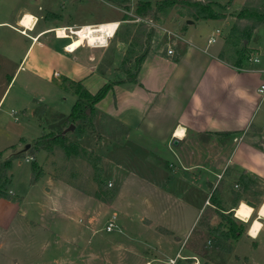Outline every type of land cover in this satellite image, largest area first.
Wrapping results in <instances>:
<instances>
[{"label": "crops", "instance_id": "1", "mask_svg": "<svg viewBox=\"0 0 264 264\" xmlns=\"http://www.w3.org/2000/svg\"><path fill=\"white\" fill-rule=\"evenodd\" d=\"M245 1L208 0L211 5L208 7H219L221 11L210 8L220 21L198 20L203 30L214 29L206 34L205 41L195 38L194 21L186 24L188 19L183 18L185 27L178 28L179 35L168 46L171 55H166L164 48L146 53L134 84L111 88L94 105L111 126L118 127L126 142L150 159L147 163L155 166L164 163L170 169L165 174H148L136 167V173L126 175L107 204L66 187L72 200L67 211L72 217L80 213L84 228L80 229V240L76 238V251L59 259L57 264H218L212 254L210 258L207 256L203 238L205 233L227 231L222 230L218 219L221 215L234 213L237 217V206L243 201L230 199L226 208H220L222 197L227 196L228 182L221 183L219 188L216 183L235 176L240 185L233 184L234 188L241 190L247 182L248 187L260 186L261 193L258 209L250 207L247 228L236 233L234 239L221 238L228 245L222 264L247 263L257 253L264 261V218H258V210L264 204V108L256 120L258 107L264 100L257 93L264 82V64L256 57L249 58L252 65L248 64L244 71L218 59L223 29L232 27ZM29 3L26 0L25 6L14 11L12 23L0 21V29H9L29 41L19 65L36 49L31 56L29 75L46 81L63 78L80 84L90 95L96 93L106 81L93 73L88 51L83 55L79 50L84 48L69 50L68 42L61 44L65 39L49 38V33L58 28L44 26L37 30L33 26L34 30L21 34L23 28L18 22L22 15L29 14ZM211 22H220L221 28L213 27ZM210 37L214 42L207 44ZM64 46L70 54L63 51ZM0 61L4 64L11 60L0 55ZM50 67L56 69L49 70ZM92 85L93 89H89ZM6 90L7 87L0 96V108ZM9 113L14 114L11 110ZM51 191L50 184L45 182L39 200ZM212 195L216 199L210 201ZM243 196L249 198L246 193ZM20 201L22 205L23 199ZM19 204L0 199V230L15 224ZM205 212L209 213L207 217ZM97 214L102 225L94 232L90 222L92 218L95 221ZM21 215H25L22 210ZM110 218H114V229L105 232ZM256 220L261 226L256 236L251 237L250 227ZM210 250L213 252L212 247ZM13 259L11 253H0V264H14Z\"/></svg>", "mask_w": 264, "mask_h": 264}, {"label": "rangeland", "instance_id": "2", "mask_svg": "<svg viewBox=\"0 0 264 264\" xmlns=\"http://www.w3.org/2000/svg\"><path fill=\"white\" fill-rule=\"evenodd\" d=\"M166 1H175L177 4L168 9L165 8ZM25 2L26 0H0V21L12 23L14 11L25 6ZM158 3L163 4V8L155 10V4ZM197 3L201 6H211L208 0H30L29 14L36 18L33 26L37 30L44 26L53 29L71 27L77 30L83 25L117 22L115 36L107 41V45L98 48L80 45L86 42L80 43L81 41L74 36L66 38L70 35L67 31L64 34L59 30L58 33L62 37H59L60 39H65L61 44L65 45L68 42L67 49L84 48L85 50H79L83 55L88 51L92 56L94 74L103 76L111 88H121L122 84H125L124 87L130 85L128 80L134 76L137 62L146 53L156 49H169L172 40L176 39L175 35H179L178 28L185 27L183 18L194 12L191 5ZM138 4H148L153 10L151 17H140L136 9ZM243 5L261 13L264 0H246ZM209 8L221 11L219 7ZM216 20L220 21L219 18ZM235 21L236 19L232 27ZM194 23L197 33L195 38L202 41H205L207 33L214 31L203 30L199 27L198 20ZM211 24L213 27L221 28L220 22ZM251 25L249 21H242L232 35V27L228 30L226 26L220 40L224 59L233 64L238 52L242 58V69L252 65L248 63V59L253 57L264 64V24L253 28L246 41L238 37L249 30ZM175 29L177 31H174ZM48 37L54 38V33L50 32ZM28 43L27 39L13 31L0 29V55L8 56L11 60L4 64L0 61V96L7 87L0 108V167L9 161V169L4 173V193L8 201L20 203L15 224L0 230V253L13 254L14 264H57L59 259L76 251L74 249L76 238L80 240V229L84 228L80 219L81 214L72 217L67 211L72 200L66 192V187L92 199L93 195L98 193L103 204H107L114 197L115 191L122 186L126 175L130 172L136 173V167L148 174H165L170 167L164 163L156 166L147 163L151 162L150 159L141 156L134 145L123 139L118 127L111 126L100 115L101 109H94L90 115L88 130L80 132L78 122L65 125L66 130L63 134L73 145L72 149L66 150L58 144L49 152L39 151L32 161H26L29 157L27 152L37 139L47 134H56L55 129L48 127V124L54 122L51 114L67 116L77 98L72 91L73 87L63 78L46 81L29 75L31 56L35 54L36 49L19 65L23 49ZM74 44H77V47ZM17 67L19 68L10 81ZM52 67L49 70L56 69L57 66ZM89 89H93V85L92 88L89 86ZM263 108L264 100L258 107L256 120L259 119ZM35 109L37 113L33 114ZM10 110L14 112L13 115L9 113ZM69 126H72V129H69ZM26 145L28 148L24 150ZM97 178L102 187L95 183ZM45 182L50 184L52 191L49 196L43 197L45 199L39 200L41 187ZM239 182L236 176L216 181L217 188L221 183L227 184V196L222 197V203L219 202L220 208H226L230 199L243 201L237 206V217L234 213L224 215L234 223L237 232H242L247 228L252 209L255 210L258 206L261 191L260 186L249 188L247 182L241 190L239 187L234 188L233 184ZM247 189L249 192H246ZM245 193L249 198L243 196ZM20 198L23 199L22 205ZM213 198L216 199L212 195L209 200L212 201ZM232 205L234 208V202ZM21 210L25 215H21ZM208 214L205 212L204 217ZM99 216L95 215V221L92 218L90 222L94 232L102 225ZM253 216L255 217V213ZM218 219L221 220L222 230H226L228 228L226 221L222 217ZM222 232L219 230L205 233L203 238L207 246V256L212 254L218 260V264L224 263L223 255L228 250V245L221 240ZM210 247L213 252H210ZM253 263L264 264L259 253L247 259L246 264Z\"/></svg>", "mask_w": 264, "mask_h": 264}, {"label": "trees", "instance_id": "3", "mask_svg": "<svg viewBox=\"0 0 264 264\" xmlns=\"http://www.w3.org/2000/svg\"><path fill=\"white\" fill-rule=\"evenodd\" d=\"M167 5H165V8L171 9L177 2L175 1H166ZM165 2V3H166ZM188 5L187 3H184ZM192 10L194 11L193 13H190L188 16L185 18L191 21H196V20H216L219 18L218 15H216L208 6H201L198 3L191 5ZM158 8L162 9L163 4L158 3L155 4V10ZM137 12L140 17L142 18H149L151 17L152 13V8L148 4H138L137 7ZM261 10L262 12L260 13L257 10H253L252 8L247 7V5H243L240 9V11L237 13L235 19V24L232 27L231 30V35L234 34L235 30L237 29V25H240L242 21H249L252 23V25L249 27V30L241 33L238 35V37L243 41L250 36L251 31L253 28L264 24V7ZM117 31V30H116ZM116 34V32H115ZM114 34V36H115ZM238 39V38H237ZM144 56L137 62L136 65V72L140 66L141 61L143 60ZM218 59L221 61H224V57L222 56V52L219 53ZM226 61V60H225ZM241 61L242 58L240 54L237 52V56L233 64H231L232 67L234 68H240L241 67ZM135 72V74H136ZM135 74L128 80L129 83H134L135 81ZM66 82L73 87L72 91L74 95H76V100L70 109V112L67 116H63L62 114L59 113H53L51 114L52 119L54 122H51L48 124V127L50 129H55L56 134H47L39 139H37L34 142V146L29 148L28 150V155L30 157H34L39 151H44V152H49L55 145H62L64 149H69L73 147L72 144H70L69 140H67L64 136V131L66 130V124L67 123H75L78 122L80 124L79 131L83 132L85 130H88L89 128V117L94 111V105H96L99 101H101L106 93L111 89V85L109 84H104L101 86L96 93L93 95H90L85 89H83L80 84L78 83H73L70 81ZM120 84V83H119ZM37 110L35 109L33 114L37 113ZM57 121V122H56ZM34 165V164H32ZM9 161L5 162L1 167H0V199L7 200V196L4 193V186H5V171L9 169ZM95 183L99 186L102 187L100 184L98 178L95 180ZM100 189V188H99ZM100 194L96 193L93 195V198L96 199L99 202L103 203V200L100 198ZM223 220L226 221V224L228 225L227 231L222 232L220 235L222 236L223 239H228L231 237L234 239L236 236L237 229L235 228V225L231 220L227 217H224V215H221Z\"/></svg>", "mask_w": 264, "mask_h": 264}, {"label": "bare ground", "instance_id": "4", "mask_svg": "<svg viewBox=\"0 0 264 264\" xmlns=\"http://www.w3.org/2000/svg\"><path fill=\"white\" fill-rule=\"evenodd\" d=\"M35 21L36 20L33 16L26 13V14L21 16V18L18 22V26H20L21 28H23L25 30H31L33 25L35 24ZM117 26H118V23L110 22V23H103V24H99V25L94 24L92 26H84V27L77 29V30H73L72 28L71 29L69 28V30H70L69 34L71 36H67L66 38H69V37L72 38L74 36L76 39L81 41L80 43H82L83 41L86 42V43H83L80 45L86 44V46L88 45L89 47H93V48L103 47L106 45L107 40L112 38L113 33L115 32ZM67 29L68 28L56 29L53 32L55 33V36L57 38H59L60 36H59L58 31L62 30L63 33L65 34ZM60 38H62V37H60ZM76 45L77 44H74V46H76ZM258 211H259L258 212V218H264V204L259 208ZM260 226L261 225H259L257 220L254 221V223L250 227L249 235L251 237H255Z\"/></svg>", "mask_w": 264, "mask_h": 264}, {"label": "built area", "instance_id": "5", "mask_svg": "<svg viewBox=\"0 0 264 264\" xmlns=\"http://www.w3.org/2000/svg\"><path fill=\"white\" fill-rule=\"evenodd\" d=\"M36 20V19H35ZM117 28H118V26H117ZM117 28H116V30H117ZM71 29V28H70ZM116 30H115V32H116ZM26 30L25 29H22L21 30V34L22 33H24ZM67 31V33H69V28L66 30ZM115 32L113 33V36H114V34H115ZM54 33V32H53ZM215 34L217 35L218 34V31L216 30L215 31ZM70 36V35H69ZM113 36H112V38H113ZM54 37H55V33H54ZM111 39V38H110ZM110 39H108V40H110ZM107 40V41H108ZM214 42V38H212V37H210V38H208V40H207V44H211V43H213ZM106 45H107V43H106ZM63 51L65 52V53H68V54H70L69 52H67L66 51V48H65V46L63 47ZM165 53H166V55H171L172 54V51L170 50V49H167L166 51H165ZM253 62L254 63H256L257 62V60L256 59H253ZM243 70V69H242ZM53 76L54 77H58V75L56 74V73H54L53 74ZM257 93L261 96V97H263L264 96V84H260L259 86H258V89H257ZM33 159H32V157H28L27 159H26V161H32ZM110 185L108 184V187H109ZM114 229V218H110L109 220H108V222H107V224H106V226H105V228H104V231L105 232H110V231H112ZM171 263V262H170Z\"/></svg>", "mask_w": 264, "mask_h": 264}, {"label": "water", "instance_id": "6", "mask_svg": "<svg viewBox=\"0 0 264 264\" xmlns=\"http://www.w3.org/2000/svg\"><path fill=\"white\" fill-rule=\"evenodd\" d=\"M185 23H186V24H192V22L189 21V20H187ZM69 129H72V126H69ZM173 144L176 145V142H173ZM27 148H28V145H26V146L24 147V150H26Z\"/></svg>", "mask_w": 264, "mask_h": 264}]
</instances>
